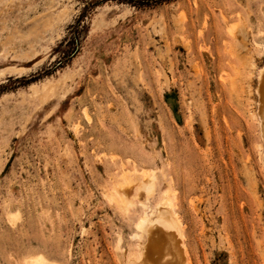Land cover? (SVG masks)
Listing matches in <instances>:
<instances>
[{
    "label": "rangeland",
    "instance_id": "rangeland-1",
    "mask_svg": "<svg viewBox=\"0 0 264 264\" xmlns=\"http://www.w3.org/2000/svg\"><path fill=\"white\" fill-rule=\"evenodd\" d=\"M263 69L264 0H0V264H169L165 191L184 263L264 264Z\"/></svg>",
    "mask_w": 264,
    "mask_h": 264
},
{
    "label": "bare ground",
    "instance_id": "bare-ground-1",
    "mask_svg": "<svg viewBox=\"0 0 264 264\" xmlns=\"http://www.w3.org/2000/svg\"><path fill=\"white\" fill-rule=\"evenodd\" d=\"M50 89L51 88L46 89L45 85H43L42 86V93L43 94L41 96L42 97L46 96L47 92H49ZM36 92H37V90H35V93ZM257 93H258V103H259L258 107H259V112L261 115L260 116V118H261V125H260L261 126V129H260L261 134L260 135L264 138V69L259 73V82H258V87H257ZM263 159H264V157H263ZM262 161L264 163V160H262ZM122 172H123V175H122L121 181H119L116 185H114L112 187L110 193H108L106 196H107L109 201H112L117 206L125 209L126 206H128L131 203V201L128 200L129 198L126 199L124 196L125 195L124 192L131 188L130 187L131 181L129 179V175L126 173L127 171L125 172V170H123ZM146 173H147L146 171L142 172L143 175ZM154 176H155L154 173H149L148 176L144 175L140 181H137L136 182L137 193H139L141 191H144L146 193L152 191V180H153ZM169 196L170 195H169L168 191L163 192L160 196V199L155 203L154 208L152 210L147 211L144 209L142 211V214L140 215L138 221L136 222V227L139 230H138V232H135L134 234H132L131 237H140V236L142 237V235L145 236L146 234H148V232L150 231V229L153 225H158L159 228L162 229V233L165 232V236H166V234L168 235V236H166V238L169 237L171 239V242L173 243L172 245L174 246V249H175V253H171V254L167 253V255L168 254L169 255L167 256L166 262H168L169 264H185L186 262L185 263L183 262L185 260L184 259L181 260L180 257L178 256L179 252H181V249H182V243L179 239V231H178L179 226L177 227V225H178L177 219L178 218L175 217L176 213L174 212V209L172 207V203H171ZM140 203L143 207L145 206L142 202H140ZM7 216L10 218V215H7ZM13 220H14V218H12V221ZM180 235H181V233H180ZM161 236H164V234H161ZM118 240H120V238ZM146 240H147V238H146ZM146 240L144 238L143 242H145ZM167 240H168V238H167ZM165 242H166V240H165ZM165 242L163 241V244ZM161 246H160V249L162 250L164 245H161ZM140 247H142V245ZM142 252H144V251L137 250V254L135 256L129 255L127 257L126 256L123 257L121 259L122 260L121 264H141V260L142 259L145 260L143 258L144 255ZM171 252H172V250H171ZM46 261H48V259H46L43 254L37 253V254L25 257L18 264H46ZM142 262H144V261H142ZM144 264H150V263L144 262ZM165 264H167V263H165Z\"/></svg>",
    "mask_w": 264,
    "mask_h": 264
}]
</instances>
